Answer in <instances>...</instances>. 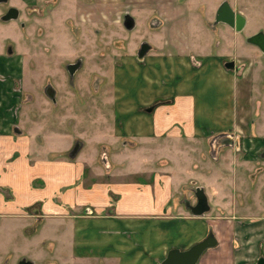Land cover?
Segmentation results:
<instances>
[{
    "label": "rangeland",
    "instance_id": "obj_1",
    "mask_svg": "<svg viewBox=\"0 0 264 264\" xmlns=\"http://www.w3.org/2000/svg\"><path fill=\"white\" fill-rule=\"evenodd\" d=\"M219 1L48 0L23 8L20 20H10L15 21L13 44L19 63L16 87L21 100L15 111L17 125L30 144L29 153L18 150L17 157L13 154L12 158L5 154H12L13 149L0 148V177L13 178L15 171L19 172V179L14 180L15 197L22 184L26 188L24 181L35 178L27 188L29 194L43 192L38 185L41 181L45 184L44 192H54L51 201L59 206L64 204L61 200L69 188L64 181H57V176H67L63 174L67 168L64 163L69 160L61 157L59 150L74 149L79 140L84 147L76 161L84 159L88 173L80 182L84 186L95 182V202L114 203L117 197L106 192L112 191L109 186L119 191L118 185L122 186V205H128L129 199L133 201L131 189L138 177L163 169L157 160L152 161L150 145L135 148V133H130L141 125L147 129L152 120L142 113L143 101L152 91L145 74L150 66L147 68L139 61L144 63L153 55H175L180 48L192 54L207 39L214 43L211 54H215L218 26L206 23L203 8L207 5L208 17L213 20ZM249 2L250 18L263 20L264 0ZM126 12L136 20V28L131 31L123 26ZM258 24L261 20H252L249 33ZM144 43L151 50L141 59ZM156 48L159 50L154 52ZM252 56L247 74L252 88L251 104L245 120L250 131L241 136L231 132L228 137L233 143L223 141L216 151L207 137H183V141L191 142L190 148L184 147V154L176 151H182V147L173 148L168 158L176 203L191 188L188 197L195 202L193 191L204 187L211 207L208 216L228 215L234 210L238 214L264 212V54L256 51ZM68 64L78 66L74 75L68 73ZM211 92L210 88L208 94ZM20 161L27 164L22 166ZM108 161L115 162L112 171L106 166ZM25 166L27 171H18ZM49 174L57 175L54 182L48 179ZM93 178L96 180L92 182ZM77 183L76 190H80ZM4 188L0 180V264H18L24 259L33 264H77L71 260V220L61 218L64 213L53 207L48 217L41 216L42 220L40 215L26 218L31 211L27 212L23 196H19L18 207L13 210V205L6 201V193L1 191ZM162 198L156 196L158 201ZM62 225L67 226L63 231ZM60 247L67 255L65 261L60 260Z\"/></svg>",
    "mask_w": 264,
    "mask_h": 264
},
{
    "label": "crops",
    "instance_id": "obj_2",
    "mask_svg": "<svg viewBox=\"0 0 264 264\" xmlns=\"http://www.w3.org/2000/svg\"><path fill=\"white\" fill-rule=\"evenodd\" d=\"M42 2L48 0L0 2V148L13 149L12 154H5L10 158L13 154L17 157L18 150L29 153L30 144L24 131L17 125L18 117L15 112L21 100L18 94L20 91L16 87L19 63L13 44L15 21H4L2 16L11 7H15L19 10V18L16 19L18 21L23 8ZM203 10L204 19L211 26L213 20L208 17L207 5ZM249 19L251 25L252 19ZM217 34L225 40L221 55L235 52L251 59L256 53L254 47L243 44L241 34L233 29L220 26ZM204 42L201 49L192 54H186L187 49L180 48L179 53L175 55H153L150 59L146 55L144 63L139 61L147 68L150 66L145 74L150 79L152 91L143 101L142 113L149 115L152 120L147 129L141 125L135 132L130 133H135V148L150 145L152 161L157 160V164L163 169L159 172L152 171L150 176L138 177L133 189L130 188L134 192V200L129 199L128 205L121 203L120 185L119 191L109 186L108 189L112 191L106 192L111 197L115 196V199L117 197L114 203H99L95 202V186L98 187L95 182L86 186L81 184L82 180L88 177L85 160L76 161L84 147L82 141L83 146L73 159L68 156L73 149L69 150L68 147L59 150L62 151L60 156H66L69 160L67 164L64 163L67 168L63 174L66 173L67 176L49 174L50 181L54 182L57 176V181H64L68 185L69 189L61 200L64 204L60 206L51 201L54 192H44L45 184L41 181L38 185L43 188L42 193L29 194L30 190L27 188L33 185L34 178L24 181L26 188H23L22 184L19 195L15 197L17 188L14 186L17 182L14 180L19 179V172L15 171L13 178L1 175L0 180L5 184L4 190L1 191L6 193V201L13 205L11 209L18 207L19 196L22 195L24 203H27V212L31 211L26 218L40 215L39 219L42 220V217L50 215L48 211L53 207L56 211L64 213L60 214L61 218L71 220L72 236L68 242L71 260L77 264H89L94 261H102L101 264H160L171 249L187 250L204 240L210 231L216 236L217 246L207 250L198 264H258V261L264 258V212L238 214V210H234L228 215L208 216L206 213L197 217L186 205L187 201L196 205V201L193 202L188 197L189 190L186 189V194L176 203L177 194L171 188L174 179L169 173L171 160L168 158L175 148L182 147V151H176L178 154H184V147L190 148L189 138L207 137V142L213 145L217 137L228 136L231 132L241 136L251 129V126L245 123L251 104L252 88L247 78L251 70L248 68L250 65H239L235 70H229L216 53L211 54L214 43L208 39ZM218 42L217 40L215 47H218ZM158 50L156 48L153 51ZM210 88L212 92L209 95ZM151 107L153 110L148 112ZM183 137L188 140L183 141ZM126 143L127 141L124 142ZM103 155H106L107 160L106 150ZM19 164L24 166L27 161H20ZM106 166L112 171L115 162L111 161L110 164L108 161ZM25 170L27 171L26 166L22 170L18 169ZM95 178L91 181L96 180ZM76 182L81 185L80 190H76ZM182 187L183 185L180 189ZM99 192L100 190L97 191ZM172 194L176 195L174 199ZM159 195L163 197L161 201L156 200ZM66 228L64 225L61 227L62 231ZM59 252L60 260L65 261L67 255L62 247Z\"/></svg>",
    "mask_w": 264,
    "mask_h": 264
},
{
    "label": "water",
    "instance_id": "obj_3",
    "mask_svg": "<svg viewBox=\"0 0 264 264\" xmlns=\"http://www.w3.org/2000/svg\"><path fill=\"white\" fill-rule=\"evenodd\" d=\"M6 0H0V2H4ZM19 18V10L15 7H12L4 16V21L16 20ZM217 22H223L232 27L236 26L237 31H241L246 24V19L241 14H236L229 6L227 2H225L217 16ZM125 26L128 30H133L136 27L135 19L127 15L125 18ZM249 42L257 45L264 52V32H260L249 38ZM151 50V46L148 43H144L142 49L139 54V58H143L149 51ZM77 65H70L69 69L71 74L77 70ZM226 68L229 70H235L236 67L234 63L226 64ZM51 88V87H49ZM54 98V97H53ZM153 107L148 109V112H151ZM223 139H230L228 136L218 137L214 140V148L217 150L218 147L223 141ZM226 144V143H225ZM83 143L78 141L75 148L70 153L71 158H75L79 151L81 150ZM264 158V154L262 155ZM106 160V155H104ZM195 196L197 199L196 205H192L189 201L186 202L187 207L190 209L191 213L194 216L200 217L205 215L211 210L208 197L206 195L205 189L203 187H198L195 191ZM217 246V239L213 231H210L209 235L202 241L196 243L192 247L187 250H181L179 248L171 249L166 258L160 264H198L201 257L204 253ZM21 264H33L31 261H27L24 259ZM258 264H264V258H261L258 261Z\"/></svg>",
    "mask_w": 264,
    "mask_h": 264
},
{
    "label": "flooded vegetation",
    "instance_id": "obj_4",
    "mask_svg": "<svg viewBox=\"0 0 264 264\" xmlns=\"http://www.w3.org/2000/svg\"><path fill=\"white\" fill-rule=\"evenodd\" d=\"M250 0H221L220 1V3L217 5V7H216V9H215V12H214V20H213V24H211V26H218V27H220V26H223V27H227V28H230V29H233L236 33H238V34H241V38H242V41H243V44L244 45H246V46H252V47H254V49L256 50V51H258L260 54H264V52L261 50V48H259L257 45H255V44H252V43H250L249 42V38L250 37H252V36H254V35H256V34H258V33H260V32H264V29L262 28V26H263V24H264V19L262 20V19H259L258 17L256 18V19H253V18H251L252 20H254V21H260L261 20V24H258V26L257 27H255L254 26V28L253 29H255L253 32H251V33H249V31H250V24H249V22H250V16L248 15V11L250 10V8L248 7V3H250L249 2ZM225 2H227L228 4H229V6H230V8L236 13V14H241L242 16H244L245 17V19H246V24H245V26L243 27V29L241 30V31H237V29H236V26H234V27H232V26H230V25H228V24H225V23H223V22H217V16H218V13H219V11H220V9H221V7H222V5L225 3ZM251 4V3H250ZM12 8V7H11ZM10 8V9H11ZM9 9V10H10ZM8 10V11H9ZM7 11V12H8ZM6 12V13H7ZM5 13V14H6ZM4 14V15H5ZM3 15V16H4ZM127 15H130L128 12H126L124 15H123V26L126 28V26H125V18H126V16ZM3 16H2V19H3ZM130 16H132V15H130ZM133 17V16H132ZM134 18V17H133ZM261 26V27H260ZM136 28V27H135ZM134 28V29H135ZM258 28V29H257ZM127 29V28H126ZM128 30V29H127ZM129 31H131V30H129ZM218 36H219V39H218V43H219V45H218V47H216V55L218 56V57H220L221 59H222V61L225 63V65L226 64H228V63H234V65H235V67H237V66H241V65H243V66H247L248 65V63H249V57L248 56H246V55H243V54H237V53H235V52H233L232 54H224V55H221V52H222V47H223V44L225 43V40L224 39H222V37H221V35L220 34H218ZM143 46V45H142ZM142 46H141V49H142ZM70 65H72V64H68L67 65V71H68V73L70 74V75H72L71 74V71H70V69H69V67H70ZM250 65H251V63H250ZM76 72V71H75ZM74 72V73H75ZM74 75V74H73ZM56 96V95H55ZM152 108V107H151ZM225 140V139H224ZM225 143H233L232 141H231V139H226L225 140ZM198 187H196V189H197ZM189 191H192V188H191V190H189ZM196 191V190H195ZM195 191H193L194 192V194H195ZM196 197V196H195ZM196 203H197V199H196ZM23 260H21V261H19V263L18 264H21V262H22ZM5 264H8V263H5Z\"/></svg>",
    "mask_w": 264,
    "mask_h": 264
}]
</instances>
